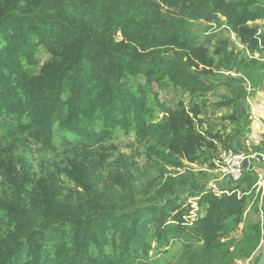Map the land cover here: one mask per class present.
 Returning a JSON list of instances; mask_svg holds the SVG:
<instances>
[{"label": "trees", "instance_id": "16d2710c", "mask_svg": "<svg viewBox=\"0 0 264 264\" xmlns=\"http://www.w3.org/2000/svg\"><path fill=\"white\" fill-rule=\"evenodd\" d=\"M220 15L246 50L263 51L264 26L249 25L264 21L263 0H0V264H163L173 243L196 264L240 229L249 192L205 195L198 207L206 212L193 222L177 198L139 204L130 176L104 183L92 159L96 145L124 129L199 160L201 109L166 108L158 93L170 85L201 98L217 84L202 76L223 64L196 46L191 22ZM218 45V62L258 85L264 65ZM158 109L166 115L156 123ZM57 138L76 157L58 171L31 174L16 160L32 146L54 150ZM251 240L254 249L264 240L262 221Z\"/></svg>", "mask_w": 264, "mask_h": 264}, {"label": "rangeland", "instance_id": "374dc122", "mask_svg": "<svg viewBox=\"0 0 264 264\" xmlns=\"http://www.w3.org/2000/svg\"><path fill=\"white\" fill-rule=\"evenodd\" d=\"M163 8V10H167L166 6ZM219 17L220 21L217 23L201 17L191 22V32L197 36L196 46L206 49L208 55L214 57L217 65L223 64L221 70L213 66L208 68L213 73L202 76L209 83L217 84L206 93H201V98L191 97L170 85L158 93L159 102L165 104L166 108L176 109L183 103L190 112L191 105L194 103L201 109L202 114L194 120L197 133L204 135L205 139L204 144L199 147V160L194 163L186 158H181L177 153L169 154L173 152L172 149L165 148L159 136L144 137L135 132L126 134L124 129H117L113 134V139L107 138L92 150V159L102 165L101 169H104L102 174H99L101 181L114 186L113 179L115 177L130 176L131 187L139 204L148 206L160 200V197L177 198L178 204L182 205L184 211L191 209L190 217L193 222L197 219V215L200 217L206 212L205 208L202 210L199 207V210H196L194 206L198 195L205 191L207 185L216 178L215 175L207 173L205 169H211L212 160L221 151L231 149L249 152L261 149L264 152V133L261 134L263 127L254 113L255 110H258V106L255 104L260 105V100L264 99V69L260 82L252 87V83L250 84L242 74H236L234 70L230 71L224 66V62H218L219 59L225 60V57L216 54L218 44L224 43L227 53H233L241 60L245 57L249 60L255 58L264 65V47L262 52L253 55L240 42L237 33L227 26L226 18L221 15ZM249 25L254 28L261 27L264 26V21L259 20L249 23ZM260 47H262L261 44ZM47 59V54L41 55V60L44 63ZM138 81L143 82L141 79ZM232 100L234 104L219 107V104H227ZM235 107L239 108L238 113L235 112ZM165 115L163 110L158 109L154 121L158 123ZM191 117H193L192 114ZM230 117H235L237 120L232 121ZM255 123L260 126L259 130H255ZM262 123L264 124V121ZM61 141L60 138H57L54 150L51 151L43 150L40 145V147H29L27 153L16 154V160L18 155L22 156L27 164V170L31 174H40L43 169L58 171L57 167H65L70 159L76 158L74 147H64ZM16 162L18 165L19 162ZM179 162L181 163L180 167L174 165ZM254 169L256 172L252 174V178L257 179V174L263 176L261 189L255 180L247 182L249 180L247 176L244 177L241 184L235 187L238 195L244 192H249L250 195L244 223L229 239L222 241L220 248L205 251L196 264L258 263L264 240L254 249L256 242L251 239L253 238L254 224L262 221L264 225V213H262L264 212V164H255ZM190 175L193 179L189 178ZM63 177L62 174L63 188L68 189V182H65ZM170 178H173L175 182L169 183L168 179ZM187 179L189 181L184 184ZM104 183H101L100 187ZM3 189L5 188L3 187ZM157 204L162 205V202ZM256 207L258 210L255 209ZM0 232H2L1 228ZM185 250L186 248L181 244L173 243L171 256L167 257L163 264H193L184 256L189 254ZM157 252L158 250H155L152 255L155 256ZM155 257L161 259L163 255L159 254Z\"/></svg>", "mask_w": 264, "mask_h": 264}, {"label": "built area", "instance_id": "2783aa9c", "mask_svg": "<svg viewBox=\"0 0 264 264\" xmlns=\"http://www.w3.org/2000/svg\"><path fill=\"white\" fill-rule=\"evenodd\" d=\"M264 151V150H263ZM255 164H264V152L249 151L241 152L235 150H223L221 151L211 162V169L205 171L211 175H215L208 185L205 191L201 192L196 200L194 208L199 210L198 200L203 196L210 194L215 198L221 199L225 196H232L238 191L233 188L243 182L245 176L253 174L255 171ZM257 186L261 189L263 176L257 174ZM242 194L239 195L241 197ZM263 213V212H262ZM192 218V217H191Z\"/></svg>", "mask_w": 264, "mask_h": 264}, {"label": "crops", "instance_id": "0c3cea01", "mask_svg": "<svg viewBox=\"0 0 264 264\" xmlns=\"http://www.w3.org/2000/svg\"><path fill=\"white\" fill-rule=\"evenodd\" d=\"M260 102H261V104L260 105H258V104H255V105H257L258 106V110H255L254 111V113H255V116H257V118H258V121L262 124V127H263V129L261 130V134H263L264 133V124L262 123V121H264V99L263 100H260ZM253 113V114H254ZM256 124V123H255ZM256 127H257V129H256ZM256 127H255V130H259V128H260V126L259 125H257L256 124ZM254 139H257V138H255L254 137ZM262 140V139H261ZM249 141V140H248ZM247 141V142H248ZM251 141V140H250ZM249 177V180L247 181V182H253V180L255 179V178H252V175H250V176H248ZM257 181V180H256Z\"/></svg>", "mask_w": 264, "mask_h": 264}, {"label": "water", "instance_id": "95a60500", "mask_svg": "<svg viewBox=\"0 0 264 264\" xmlns=\"http://www.w3.org/2000/svg\"><path fill=\"white\" fill-rule=\"evenodd\" d=\"M257 264H264V244H263V249H262L261 256H260L259 261H258Z\"/></svg>", "mask_w": 264, "mask_h": 264}]
</instances>
